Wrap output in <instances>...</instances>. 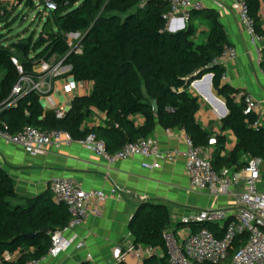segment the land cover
Segmentation results:
<instances>
[{
  "label": "trees",
  "instance_id": "trees-1",
  "mask_svg": "<svg viewBox=\"0 0 264 264\" xmlns=\"http://www.w3.org/2000/svg\"><path fill=\"white\" fill-rule=\"evenodd\" d=\"M245 1L255 32L264 37L258 15L259 0ZM54 3L56 8L45 16L37 37L32 33L13 42L0 33L1 131L14 134L26 126L46 131L62 129L74 140L93 133L112 153L128 142L149 137L160 125L167 130H183L195 145H205L215 136L216 170H239L250 158H264V124L252 126L257 117L244 113L243 105L235 100L239 90L222 81L225 70L215 63L223 47L231 45L216 13L202 10L190 13V18L202 15L209 23L203 39L196 41L191 24L176 32L168 31L164 16L169 6L164 0H54ZM25 5L33 7L32 0H26ZM14 11L0 4V25L9 28L16 19ZM76 33L81 34L80 54L70 52L67 38L68 34ZM53 56L63 60V65L69 67L67 74L75 81L90 82V92L74 96L61 118L56 117L55 110L42 107L41 94L36 90L24 92L11 103V93L19 78L37 77L33 66ZM13 57L19 60L23 74L18 72ZM262 57L264 66V47ZM208 73L212 75L214 94L223 99L227 109L220 121V133L207 130L197 120L201 101L190 89L194 79ZM95 112L104 116L102 124L87 125ZM137 116L143 117L141 124L136 122ZM226 130L235 138V144L222 154L226 143L222 132ZM68 219L65 204L56 201L51 190L33 198L18 197L12 177L0 166V264L40 259L50 248L51 234L63 228ZM172 225L165 205L142 202L136 207L128 223L132 244L159 252L145 258L144 264H174L163 236ZM191 227L193 231L215 228L212 224H191ZM245 238V234L237 236L233 247H238ZM17 251L15 261L3 258L4 253Z\"/></svg>",
  "mask_w": 264,
  "mask_h": 264
},
{
  "label": "built area",
  "instance_id": "built-area-1",
  "mask_svg": "<svg viewBox=\"0 0 264 264\" xmlns=\"http://www.w3.org/2000/svg\"><path fill=\"white\" fill-rule=\"evenodd\" d=\"M164 1L169 6L164 16L167 27L180 19L183 23L188 22L192 11H200L204 8L200 0ZM225 1L243 25L248 35V42L256 54V60L261 64L264 37L255 32L246 1ZM41 3L46 13L56 8L54 0H42ZM67 38L71 47L70 52L80 54L81 34H68ZM236 56L235 48L225 45L215 63L224 67ZM12 61L18 72L23 74L19 60L13 57ZM68 70L69 67L63 65V60L54 56L50 60L37 62L33 66V71L38 76L22 75L13 87L11 103L28 90H36L41 95L51 90L53 80L68 75ZM224 79L225 75L222 81ZM77 84L78 82L69 76L63 83V90L72 93ZM235 100L243 105L245 114H253L257 117L252 124L253 127L264 124V100L255 98L245 90H239L235 94ZM66 109L65 107L55 109L56 117H63ZM0 136L31 155L44 154L50 145L70 144L74 140L65 130L46 131L33 126H26L14 134L0 130ZM182 138L185 143L186 173L192 188L205 191L214 198L231 197L233 203L226 208L209 207L193 210L179 220L173 221V225L163 233L170 261L174 264H264V191L260 190L264 158H250L239 170L232 168L216 170L213 166L217 147L215 136L210 137L205 145H195L185 132ZM79 142L84 148L102 157L108 164L141 157L143 158L141 167L145 169L159 168L161 161L171 162L178 154L175 149L162 151L159 143L149 137L128 142L112 153L106 150L104 141L93 133ZM239 187H241L239 190H235ZM49 188L55 200L65 204L69 213L68 222L63 228L51 234V244L46 255L23 264H39L48 257H57L72 246L75 249L83 248L84 243L78 241L75 233L69 237L66 234L84 225L91 211L89 209L91 202L101 205L107 199V195L102 190L87 191L71 177L55 178L50 182ZM191 224H212L215 228L212 231L207 227H201L193 231ZM243 234L246 235L245 240L234 248V240ZM155 254L159 252L151 247L134 246L131 243L124 250H117L113 264H127L128 255L134 258V262L130 264H144L145 258ZM90 257L89 254L86 256L87 259ZM3 258L10 261L12 255L6 252Z\"/></svg>",
  "mask_w": 264,
  "mask_h": 264
},
{
  "label": "crops",
  "instance_id": "crops-1",
  "mask_svg": "<svg viewBox=\"0 0 264 264\" xmlns=\"http://www.w3.org/2000/svg\"><path fill=\"white\" fill-rule=\"evenodd\" d=\"M200 1L204 6L202 11L217 14L228 41L237 52L236 58L223 67V82L264 100V66L257 62L243 25L225 0ZM10 2L12 1L0 0L3 6ZM258 15L264 30V0H259ZM188 24L194 28L193 39L202 40L209 27L202 15H192L188 22H184L183 28L180 19L167 29L170 32L179 28L182 30ZM66 76L69 77L62 75L55 78L52 89L41 95L40 102L44 109L68 108L74 96L90 92V82H78L74 92L66 93L63 90ZM190 89L201 101V108L196 114L197 120L207 130L220 133L224 109L221 99L214 95L212 78L209 80L204 75L199 82L191 83ZM103 119L102 114L95 112L86 124H102ZM136 122L141 124L143 117L137 116ZM183 133L180 129L167 130L160 125L156 126L149 138L156 140L162 151H178L171 162L161 161L160 167L156 169L142 168L141 157L108 164L102 157L84 148L79 140H73L70 144L50 145L44 154L31 155L0 136V166L12 177L18 197L33 198L42 195L50 190V182L58 177H71L83 189L102 190L107 195L106 201L101 205L91 202V211L84 225L66 234L69 237L75 233L84 247L75 249L72 246L57 257H48L39 264H113L117 250H124L133 242V237L128 232V223L136 207L142 202L165 205L172 221L179 220L193 210L232 206L231 197L214 198L205 191L192 188L186 173ZM222 134L226 138L225 150L222 151L225 154L234 146L235 138L228 130ZM95 209L97 212H93ZM88 254L90 259L86 258ZM11 255L10 261H15L19 253L17 251ZM132 262L133 256L128 255L127 264Z\"/></svg>",
  "mask_w": 264,
  "mask_h": 264
},
{
  "label": "rangeland",
  "instance_id": "rangeland-1",
  "mask_svg": "<svg viewBox=\"0 0 264 264\" xmlns=\"http://www.w3.org/2000/svg\"><path fill=\"white\" fill-rule=\"evenodd\" d=\"M11 1L12 2L7 3L5 7L14 8V17H16V19L9 28H5L0 25V33H2L8 41L13 42H18L20 39H25L32 33H34V36L37 37L40 30L42 29L45 16L47 15V13L44 12L41 1L32 0L33 7L26 6V0H23L22 3L18 0ZM38 14H42V18H40ZM220 99L223 101L222 98ZM220 111L222 112V108ZM260 190L264 191V170L262 172Z\"/></svg>",
  "mask_w": 264,
  "mask_h": 264
},
{
  "label": "water",
  "instance_id": "water-1",
  "mask_svg": "<svg viewBox=\"0 0 264 264\" xmlns=\"http://www.w3.org/2000/svg\"><path fill=\"white\" fill-rule=\"evenodd\" d=\"M183 27H184V23L182 22L181 28H183ZM181 28H179V29L176 30V31L181 30ZM176 31H171V32H176ZM21 47H22V45H21ZM205 76H206L209 80H211V78H212V75H211L210 73L206 74ZM199 80H200V78H199V79H194V80L192 81V83H193V82L197 83V82H199ZM214 95H215V94H214ZM215 96H216V95H215ZM220 102H221V104H222V106H223V109H224V114H223V116H222V117L224 118V117L226 116L227 109H226V106H225L224 101L220 100ZM153 110H154V112L157 111V102H154V103H153ZM43 231L45 232L46 230L43 229Z\"/></svg>",
  "mask_w": 264,
  "mask_h": 264
}]
</instances>
